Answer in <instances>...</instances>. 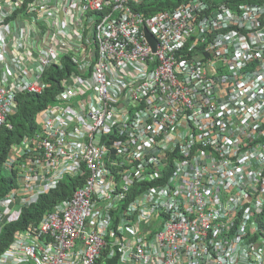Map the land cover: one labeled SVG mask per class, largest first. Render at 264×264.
Here are the masks:
<instances>
[{
    "label": "built area",
    "instance_id": "1",
    "mask_svg": "<svg viewBox=\"0 0 264 264\" xmlns=\"http://www.w3.org/2000/svg\"><path fill=\"white\" fill-rule=\"evenodd\" d=\"M149 1L0 0V127L58 86L3 163L0 232L81 182L0 264H264V2Z\"/></svg>",
    "mask_w": 264,
    "mask_h": 264
},
{
    "label": "trees",
    "instance_id": "2",
    "mask_svg": "<svg viewBox=\"0 0 264 264\" xmlns=\"http://www.w3.org/2000/svg\"><path fill=\"white\" fill-rule=\"evenodd\" d=\"M182 1L188 0H151L146 6H151L147 12L153 13L159 10L173 8ZM212 8L220 5H228L236 7L240 3L251 2L260 3L264 0H204ZM144 10V9H143ZM47 80H54L53 77L47 76ZM58 90V86L53 83L52 87H48L41 94L22 93L18 96V106L15 114L11 116L9 126L0 127V200L12 189L18 187L17 177L14 170L9 171L10 176L6 175V170L3 168V163L12 144L32 133L37 129L35 119L39 110L45 106L52 104L54 94ZM81 185L78 178L71 175H66L59 185L48 192L42 193L28 207L22 208L19 217L11 216L6 220L2 231L0 232V253L4 251L13 240V236L17 230L25 228L30 223H38L42 214L51 209L55 203L69 197L72 191ZM264 221V213L260 218V222ZM261 227L264 228V222Z\"/></svg>",
    "mask_w": 264,
    "mask_h": 264
},
{
    "label": "clouds",
    "instance_id": "3",
    "mask_svg": "<svg viewBox=\"0 0 264 264\" xmlns=\"http://www.w3.org/2000/svg\"><path fill=\"white\" fill-rule=\"evenodd\" d=\"M264 2V1H263ZM245 3H249V4H255V3H251V2H245ZM260 3H262V2H260ZM240 4H242V3H240ZM240 4H238L236 7H229L228 5H220V6H217V7H215V9L216 8H218V7H221V6H225V8L227 7V8H230V9H237V7L240 5ZM209 6H210V4H209ZM210 8L211 9H214V8H212L211 6H210Z\"/></svg>",
    "mask_w": 264,
    "mask_h": 264
},
{
    "label": "rangeland",
    "instance_id": "4",
    "mask_svg": "<svg viewBox=\"0 0 264 264\" xmlns=\"http://www.w3.org/2000/svg\"><path fill=\"white\" fill-rule=\"evenodd\" d=\"M6 175H7V176H10V172H9V171H8V172H6Z\"/></svg>",
    "mask_w": 264,
    "mask_h": 264
}]
</instances>
